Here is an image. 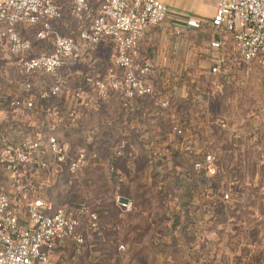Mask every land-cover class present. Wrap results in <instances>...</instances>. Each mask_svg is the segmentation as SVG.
Listing matches in <instances>:
<instances>
[{"label":"built area","instance_id":"built-area-1","mask_svg":"<svg viewBox=\"0 0 264 264\" xmlns=\"http://www.w3.org/2000/svg\"><path fill=\"white\" fill-rule=\"evenodd\" d=\"M67 1L70 15L88 21L87 27L79 31L78 40L69 35H59L52 29L51 21L61 18L56 0H0V45L6 48L9 55L17 58V66L24 74L54 75L59 69L76 64L83 52L106 39L111 44V62L117 68L116 72H109L102 78L87 76L82 80L83 85L71 89L67 88L64 80L59 79L43 89L40 98H63V93H69L65 97L70 99L67 112L70 120L75 118L81 107L99 106L111 93L119 97L124 109L134 111V101L152 91L145 81L149 67L137 61L138 41L150 28L159 26L166 19L169 13L167 4L161 0ZM200 22V19L190 17L186 25L198 28ZM19 26L38 27L35 39L50 40L51 50L26 56L32 48V41L21 36ZM210 26L219 33L229 35L240 61L258 65L264 87V0H218ZM210 46L218 48L220 43L212 41ZM222 63L223 58L219 57L210 67V73L218 74ZM32 88V82H20L15 94L10 96L0 88V105L9 109L13 115L33 117L37 107L32 96L28 95ZM202 100L203 93H195L193 102L199 106ZM200 106L176 114L167 100L157 101V108L168 116L170 139L175 144L172 153L184 156L182 161L188 165L189 170L173 166L174 160L171 157L174 154L165 157V153L158 148H150L145 153L146 162L152 168L164 167L169 171L170 164L180 173L186 171L187 180L197 189L207 178L221 173L210 152V144L195 143L191 127L200 128L206 124L207 119ZM41 112L48 121L58 117V112L52 106L43 107ZM126 150L124 140L117 141L112 150L108 176L116 185L122 183L123 175L114 166L115 158L127 154L135 159V154L126 153ZM96 158L95 153L89 155L84 149L72 151L68 144L62 143L48 131L33 134L27 125L16 120L0 127V169L8 175L11 184L23 179L22 182L31 183L28 185L30 187L36 182L40 185L51 174L54 177L64 171L76 173L89 159ZM51 166L54 169L45 175L47 178L36 176V173L48 171ZM44 188L39 187L36 195L28 190V196L25 193L18 196L26 199L23 213L17 209L19 203L15 198L12 200L0 188V264H55L53 254L64 241L72 244L74 256L82 253L84 238L77 231L80 218H87L85 225L89 231L98 230L99 213L88 202L57 205L42 193ZM194 193L197 199H201L202 207L188 214L191 223L185 229L187 235L199 243L204 220L213 216L214 206L229 202L232 198L229 192L222 190ZM114 201L121 213L133 209L129 198L115 194ZM197 214L201 218L193 220L192 216ZM125 249L124 244H118L120 252ZM182 264L200 263L187 251Z\"/></svg>","mask_w":264,"mask_h":264},{"label":"crops","instance_id":"crops-1","mask_svg":"<svg viewBox=\"0 0 264 264\" xmlns=\"http://www.w3.org/2000/svg\"><path fill=\"white\" fill-rule=\"evenodd\" d=\"M161 1L166 3L169 8L166 19L159 26L150 28L140 38L136 49L138 63L141 65L146 64L149 67L148 73L145 75V81L152 91L149 95L134 101V111L122 108L118 97L110 95L99 106L86 105L81 107L77 110L75 118L70 120L67 118L70 100L68 97L57 98L56 101L55 99L43 100L40 98L38 101H34L37 107L34 121H28L29 126L36 125L41 132L48 131L54 134L59 141L68 144L72 151L84 149L89 155L96 153V151L100 153L102 149L109 152L115 142L124 140L127 145L126 152L134 153L135 159L128 162L127 154H125L117 160L116 166L123 175L122 183L116 185L108 179L106 176L108 167L103 162L107 158L101 160L97 155V161H87L76 173L70 174L68 171H64L54 177L51 174L47 180L42 181V185L40 184V187L46 188L41 191L55 204H64L56 202V197L68 179L70 183H73V188L76 187V191L84 192L83 195L81 194L82 197L89 199L90 203L104 201L106 198L105 191L101 194L98 192L95 194L92 189L98 182V176L100 175L102 182H106L110 187L107 193L108 197H113L114 194L118 193L131 199L135 206L131 220L137 228L135 232L136 240L132 247L135 251L138 249L140 252H144V255H137L132 258L134 264H182L187 251H190L192 257L200 264H239L234 256L224 258L218 252L216 253L214 251L216 242L204 249L207 243L200 245L197 241L191 240L192 237L187 235L186 229L184 231L182 229L183 238H177V235L181 233L178 230L179 225L187 222L186 226H188L191 223L188 214L191 211L201 210V199H197L195 193L190 192L191 187L189 184L191 185V183L188 180L159 177L156 175L155 169L148 165L145 160V153L150 148H158L162 152L170 154H172V150H175L174 141L170 139L168 116L164 114L162 109L157 108V101L167 100L170 108L176 114H180L183 112L182 110L191 111L192 108L197 106L193 102L195 93H203V100L201 103L199 102V106L205 103V93L199 91L200 86L203 87L199 81L201 76L217 75L210 73V67L217 62L219 57L223 58V62L231 58L230 56H233V59H239L234 51L232 40L226 33L216 31V37H201L200 39L195 37L197 31L205 30L207 26L212 28L210 19L218 0H192L194 16L191 17L201 20L198 28H191L186 25L187 18L181 14L178 15L177 12L182 11L181 8L167 3L166 0ZM184 15H192V13H185ZM87 25L79 31L85 29ZM79 31L72 37L78 40ZM198 41H200V45L196 44ZM212 41H219L220 46L218 48L211 47L210 43ZM105 45L111 47V44L105 39L96 47L83 52L80 60L75 64L87 65L89 63L87 66H91L92 70L88 69L89 72L84 73L78 69H71L68 74L61 75L57 79L64 80L70 87L74 88L79 84L83 85L82 80L87 76L99 78L100 75L96 73L95 67L101 63L100 56L102 52L100 53V48ZM229 49H231V53ZM110 63L112 64V62ZM107 73L108 68L104 75ZM19 84L18 80L9 77V86L5 87L4 92L9 96L15 94ZM41 88L45 89L46 87ZM0 106L2 107V105ZM47 106H52L58 112V117L53 121H48L41 112L42 108ZM199 106H197V109ZM16 116L20 115H13V113L0 108L2 122L9 124L10 121L15 120ZM195 128L197 127H191L194 133L193 136L196 138L195 143L202 145L204 143L203 138L208 135L207 125L205 126L204 123L200 128ZM111 135L115 137L114 141L106 138ZM116 139L117 141H115ZM167 153L165 157L168 156ZM169 168H171L170 164ZM162 183L167 184L170 195H162L157 192V185ZM180 187H183L184 190L177 191ZM124 188L132 190L133 195H131V192L124 193ZM136 191L140 192L139 196L134 195ZM203 191L198 186L196 192L201 193ZM73 197L75 199L73 198L68 203L82 201V199L77 200L78 194ZM83 200L85 201V199ZM163 201L166 203L165 205ZM175 217L179 218V224L177 225L174 222ZM199 218H201V215L192 216L193 220ZM131 220L127 222L130 224ZM126 230V226L119 225L121 236H125ZM158 232L161 234H156ZM99 244L100 242H91L88 247H98ZM124 245L131 247L128 241ZM160 247L166 248L165 252L158 251ZM220 247L221 249L223 247L227 248L223 245H220ZM228 247L231 248L232 246L228 245ZM180 248L182 250L181 254L177 256H172L173 252L168 251V249L178 251ZM203 251H206L207 254L202 255ZM91 258V263L101 259V257L95 256Z\"/></svg>","mask_w":264,"mask_h":264},{"label":"rangeland","instance_id":"rangeland-1","mask_svg":"<svg viewBox=\"0 0 264 264\" xmlns=\"http://www.w3.org/2000/svg\"><path fill=\"white\" fill-rule=\"evenodd\" d=\"M56 2L61 12V18L57 21H52L51 26L57 34L74 36L88 24V21L79 20L70 15L67 0H56ZM166 2L182 9V11H177L178 15L181 14L187 19L194 16L192 0H166ZM185 13H192V15L186 16L184 15ZM18 29L21 36L32 41V48L26 56H35L51 50L50 40L35 39L34 35L38 27L19 26ZM216 35V31L207 26L205 30L197 31L195 37L198 39L201 37L211 38L216 37ZM196 44L200 45V41ZM110 48V45L100 48V53L102 52L100 56L101 66L96 65L95 67L96 73L100 75L99 78L105 76L104 73L107 68L108 73L117 71V68L110 63ZM229 52H232L231 49H229ZM230 57L220 65V72L216 76H201L199 80L200 85H203V87L199 85V91H204L205 93V103L200 107L206 113L205 126L207 125L208 128V135L203 138V141L210 144V152L213 156L216 155L223 169V173L207 178L203 184L199 185L200 190H204L207 193H214L218 190L226 191L229 192L232 198L230 201H234L231 204L218 203L217 206L220 213L210 218L206 217L208 219L204 224V229L206 231L207 246L204 249L216 242L214 251L221 254L224 258L226 256L236 257L239 255V257H243L244 264H264V87L261 84L260 68L256 63H244L239 59H233V56ZM16 62L17 58L9 55L6 48L0 45V88L6 90L5 87L9 86V77H13L18 82L30 81L33 83V88L28 95L32 96L35 102L40 99V93L43 90L41 87L45 88L54 84L58 80L57 77L68 74L71 69H78L84 73L89 72L88 69L92 70L91 66H87L88 63L87 65L74 64L67 68H61L54 75L41 73L24 74L19 70ZM113 67L114 69L116 68V71ZM66 86L68 89L73 88L67 82ZM68 94L63 93L61 96L66 98L65 96ZM52 99L56 101L57 98ZM0 108L9 112V109L4 106H0ZM34 117V114L33 119L31 116L27 118L16 116L15 120L27 125L33 134H39L41 131L36 125L29 126L28 124V121H34ZM5 124L6 122H2L0 118V127ZM106 138L113 139V141L115 139L113 135ZM115 143L109 152L102 149L98 153L95 150L96 155L101 160L106 158L109 160ZM164 153L166 154V152ZM171 158L174 160L172 161L173 166H179L182 159H185L184 156L179 154H174ZM106 161L103 162L106 163ZM53 169L54 166H51L48 171L36 173V176L45 177ZM154 169L156 173H166L167 171L164 167ZM185 172L179 174H184ZM22 181L23 179H19L18 183H9L8 175L0 169V188L8 196L10 195L12 200L15 198L17 204L19 203L17 209L20 213L24 211L23 204L26 199L18 198V196L21 193H25L28 196V190L29 192L32 191L33 195H36L40 187L37 182L36 184L32 183L30 187L28 185L31 183ZM69 181L67 179L62 190L58 192L56 202L68 203L73 198L75 199L73 196L77 194L79 196L77 200L82 199L84 201L83 199H85V201L89 202V199L82 197L84 192H79L78 189L76 191V187L73 188V183ZM92 189L95 194L97 192L101 194L103 191L106 194L105 200L99 203V207L103 205V208L106 207L105 209H108L107 215H104L105 217L100 215V222L104 227L101 233L102 242L98 247H85L82 254L74 256V247L68 241H64L53 254L54 263L90 264L92 261L91 257L95 256L101 257L97 264H134L132 262V258L135 256L133 248L126 247L124 252L118 250V244H126V242L123 241L119 232V209L112 196L108 197L107 194L110 189L109 185L106 182H102L99 175L98 182ZM183 190V187L177 189V191ZM123 192H127V194L131 192V195H133L132 190L124 188ZM139 194L140 192L138 191L134 192L135 196H139ZM92 239L95 238L93 237ZM220 245L227 246V248L223 247L221 249ZM228 245L232 247L229 248ZM165 250L166 248L164 247L158 249V251L163 252ZM168 251L173 252L172 256H177L182 250L180 248L178 251L176 249H168ZM201 254L206 255L207 253L203 251Z\"/></svg>","mask_w":264,"mask_h":264},{"label":"trees","instance_id":"trees-1","mask_svg":"<svg viewBox=\"0 0 264 264\" xmlns=\"http://www.w3.org/2000/svg\"><path fill=\"white\" fill-rule=\"evenodd\" d=\"M110 95H116V94H110ZM117 96V95H116ZM118 97V96H117ZM118 99H119V97H118ZM120 102V101H119ZM121 105V104H120ZM122 107V106H121ZM123 108V107H122ZM126 153H128V152H126ZM96 154V153H95ZM124 155H122V156H118L117 158H115V160H114V166L117 168V166H116V163H117V160L120 158V157H123ZM111 157H112V155H111ZM111 157H110V159H111ZM110 159L109 160H107L106 161V164H107V167H109V161H110ZM132 161V160H134V159H131L129 156H127V161L129 162V161ZM145 160H146V157H145ZM214 160H215V162H216V164L219 166V168L221 169V173H223V169H222V165H220L219 164V162H218V159H217V157H216V155L214 156ZM88 161H97V158L96 159H89ZM147 163V162H146ZM85 165V164H84ZM83 165V166H84ZM82 166V167H83ZM179 166H181V168H188V165L184 162V161H181L180 163H179ZM81 167V168H82ZM80 168V169H81ZM79 169V170H80ZM118 169V168H117ZM170 170L169 171H166V173H156V175H158L159 177H162V178H172V177H174V178H178V179H183L184 181H187V174L186 173H184V174H179L180 172L179 171H177L173 166H171V168H169ZM107 170H108V168H107ZM71 174V173H70ZM107 177H108V179H109V176H108V173H107V175H106ZM163 179V180H164ZM110 181H112L111 179H109ZM169 180H171V179H169ZM113 182V181H112ZM115 184V183H114ZM120 185V184H119ZM189 186L191 187L190 188V192L192 191V192H196L197 190V188H196V186L195 185H193V184H189ZM49 188V187H48ZM156 189H157V192L158 193H160V194H162V195H164V194H169L170 195V190H169V188H168V186H167V184H158L157 185V187H156ZM118 194V193H117ZM115 195V194H114ZM114 195H113V197H112V199L114 200ZM120 195V194H119ZM123 197V196H122ZM126 198V197H125ZM132 201V200H131ZM101 202V201H100ZM100 202H96V203H93V202H89V205H90V207L92 208V209H96L97 211H98V213H99V215H98V230L96 231V232H91V231H89L87 228H86V223H87V218L86 217H82V218H80L79 219V226H78V228H77V231H78V233H80L82 236H83V238H84V245H83V249L86 247H88L89 246V244L91 243V242H102L101 241V233L103 232V229H104V227H103V225L101 224V222H100V215H107V212H108V209H105V208H103L102 206L103 205H101V207H99L100 206ZM232 202H234V201H229V202H226V203H228V204H231ZM73 203V202H72ZM132 203H133V201H132ZM163 203H164V205L166 204L164 201H163ZM102 204V203H101ZM117 206V205H116ZM134 203H133V209L130 211V212H128V213H121L120 212V210H119V212H120V218H119V221H118V223H119V225H122V226H126V228H127V230H126V232H125V236L123 237L122 236V239H123V241L124 242H126V241H128L129 242V244L131 245V248H133L132 247V245L134 244V242H135V240H136V231H137V228H136V226L133 224V221L131 220L132 219V214H133V212H134ZM118 208V207H117ZM169 209V208H168ZM213 215H218V213H220V211H219V209H218V206L216 205V206H214V208H213ZM104 216V217H105ZM176 218V217H175ZM175 218H173V219H175ZM208 218H210V217H208ZM207 218V219H208ZM178 217L175 219V224L177 225V224H179L178 223ZM207 219H205L204 220V223L203 224H205V222L207 221ZM129 220H131V223L129 224L127 221H129ZM130 222V221H129ZM186 224H187V222H183V223H181L180 225H179V228H178V230L179 231H181V233H179L177 236V238H179V237H181V238H183L182 236H183V231H184V229L186 228ZM182 229H183V231H182ZM202 233V238H201V240H200V245H204V244H206V240H207V238H206V231H205V229H203V231L201 232ZM158 234H161L160 232H158ZM90 237H94L95 239H89ZM161 237V236H160ZM180 240V239H179ZM191 240H193V241H195V239L192 237L191 238ZM88 248H90V247H88ZM134 249V248H133ZM180 251V250H179ZM83 252V251H82ZM134 254H135V256H141V255H144V252H140L138 249H136V251H135V249H134ZM82 254V253H81ZM180 254H181V252H180ZM126 257V256H125ZM134 257V256H133ZM236 258H237V260H238V262H240V264H244V259H243V257H239V255L238 256H236ZM99 262V260H97V262H95V263H90V264H97Z\"/></svg>","mask_w":264,"mask_h":264}]
</instances>
